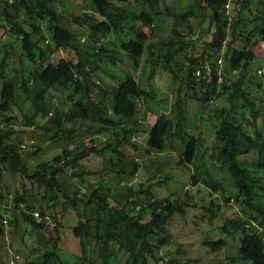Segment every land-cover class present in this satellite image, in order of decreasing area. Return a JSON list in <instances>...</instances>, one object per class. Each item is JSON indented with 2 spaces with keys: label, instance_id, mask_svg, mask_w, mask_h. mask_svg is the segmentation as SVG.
I'll return each mask as SVG.
<instances>
[{
  "label": "trees",
  "instance_id": "trees-1",
  "mask_svg": "<svg viewBox=\"0 0 264 264\" xmlns=\"http://www.w3.org/2000/svg\"><path fill=\"white\" fill-rule=\"evenodd\" d=\"M58 1L0 0V25L20 39L23 53L33 64L27 74L20 68L17 70L21 74L4 79L0 93V170L8 167L22 179L21 187L13 195V205L6 208L10 213L9 225L15 232L24 219L38 231V245L25 264H65L60 254V227L61 211L68 206L77 210L78 222L73 231L80 242L78 259L71 264H111L116 249L127 252L126 264H198L196 257H188L187 261L175 259L171 255L181 250L169 248L173 243L169 226L176 215H186L196 205L191 196L160 197L151 185L145 187L143 183L138 188L127 184L114 189L108 181L93 184L85 180L87 173L103 177L111 173L121 181L138 168L137 158L126 156L121 149L127 138L111 135L118 134L115 117L133 120L139 99L149 101L154 97L153 92L130 73H124V78L109 89L93 77L106 58L116 62L120 50L136 63L144 57L156 67L169 70L177 80L170 110L159 113L151 125L148 151H164L168 143L172 144L179 154L178 164L192 172L191 179L197 183L200 172H204L201 175L214 190L224 188L223 181L216 179L207 168L202 170L203 161L199 159L202 153L198 149L205 147L206 139L200 131L188 130V99L199 100L201 109H205L217 95L229 92L231 105L218 112L215 140L205 150L217 153L221 168L227 170L237 190L228 194L226 200L234 199L245 215L226 216L218 224L219 235L203 240L207 249L221 254L219 260L212 258L206 264H264V184L258 175L264 174V71L255 69L261 73L258 74L250 70L257 47L264 44V8L254 7V0H192L185 9H172L165 0H135L142 6L135 10L130 8L133 0H87L91 8L69 12L71 21L77 24L74 27L63 21L65 14L57 7ZM231 1L238 3L232 13ZM164 11L173 18L172 31L179 38L173 34L168 39L153 41L150 30ZM197 14L209 19L213 35L211 40L198 48L193 46L185 54L187 64L179 70L175 55L182 45H189L181 36V29L193 31L192 18ZM43 21H47V30L41 25ZM238 40L243 44L239 46ZM63 47L74 54L56 60L57 52ZM222 51L230 73L240 71L237 77L232 78L226 73L227 68L220 66L218 56ZM7 53L5 50L0 60L1 69L7 64ZM250 72L261 89V97L248 89ZM96 88L101 91V97L95 93ZM53 90L62 93L59 104L53 102ZM20 92L31 102L23 112L26 123H31L39 114L45 116L47 131H50L46 133L47 138L64 140L65 145H59V151L51 159L41 157L38 163L33 162L31 157L37 150L24 152L14 140V131L4 127L15 118L9 111L18 102ZM106 98H110V105L106 104ZM238 99H242L243 107L249 108L248 115L245 108H236ZM78 120L90 121L91 144L74 150L76 146L71 148V144L78 134L75 126ZM93 124H97L94 129ZM122 127L130 131L125 125ZM102 134L114 140L98 143L102 139L97 135ZM132 139L131 143L136 145ZM110 151L117 161L106 157ZM92 154L105 157V169L94 172L82 168L83 159ZM247 155L251 161L244 159ZM68 169L74 171L79 183L61 176ZM28 182L43 190L44 202L56 207L50 215L55 222L50 233L46 232L44 220L49 218L45 210L37 209L41 221L34 214L36 210H32ZM83 183L87 186L85 190ZM5 200L6 194L0 185V221L4 219ZM81 201L89 212L79 210ZM207 209V212L200 211L204 217L200 218H208L212 223L218 214L212 206ZM3 232L0 228V237ZM89 237L94 239L91 248ZM230 244L232 252H229ZM163 250L170 258L160 255ZM94 252L96 258H93Z\"/></svg>",
  "mask_w": 264,
  "mask_h": 264
},
{
  "label": "rangeland",
  "instance_id": "rangeland-1",
  "mask_svg": "<svg viewBox=\"0 0 264 264\" xmlns=\"http://www.w3.org/2000/svg\"><path fill=\"white\" fill-rule=\"evenodd\" d=\"M192 0H165L166 4L170 5L172 9H185ZM254 7L264 8V0H254ZM57 7L61 12L65 14L64 22L67 25L76 26L70 19V11H80L83 9L91 8L87 0H59ZM141 4L133 0L130 8L139 10L141 9ZM238 7L234 1L229 4V11L232 13L233 10ZM194 23L193 31L183 30L182 37L186 42H189L188 46L178 44L181 48L179 52L175 55L177 61V68L183 70V64H187L185 54L193 49V46L198 48L206 40L209 41L212 38L213 30L210 29L209 19L204 18L200 15H195L192 18ZM73 23V24H72ZM42 27L47 30V21L41 23ZM173 18L171 16H166L164 11L160 19H157L153 25L151 31V39L153 41L159 39H168L174 34L172 31ZM176 35L178 38L179 36ZM81 36L82 40L84 39ZM229 38V37H228ZM240 46L243 44L241 40L237 41ZM5 50H7L8 61L4 66V69L0 68V93L2 88V82L4 79H11L16 73L21 74L17 69L22 68L25 73L29 72V69L33 67L31 61L28 60L27 56L23 53L22 45L20 39L11 32L7 27H2L0 25V60L4 55ZM224 51L218 56L220 66L226 69V73L230 74L231 77L235 78L238 76L240 71H235V73H230V65L224 63ZM74 52L67 47L61 48L56 54V60L60 57H67ZM264 44H260L257 47V55L252 60L250 65V70L255 72V69H262L264 71ZM257 67V68H256ZM185 70V69H184ZM258 74L260 73L259 71ZM124 73L133 74L142 86H149L153 92V98L149 101H144L139 99V109L133 120L119 119L117 123V133L112 134L113 138H127L128 142H124L121 146L123 152H125L128 157H135L139 161L136 173L127 174L124 180L119 181L118 178L114 179L111 173L108 176L103 177L102 174H85V180L87 183L98 184L100 182L108 181L109 185H112L114 189H121L123 186L132 185L138 188L142 183L143 186H152V191L160 197H174L175 195L185 196L188 194L192 197L193 202L196 204L194 207L188 209L186 215L178 214L172 220L169 228L172 234L173 243L170 245V249L179 248L181 251L174 252L171 256L175 259L179 258L181 261H187L188 257H196L198 259V264H206L211 262L212 258L219 260L221 257L220 252H212L205 247L202 243L204 239H209L213 236L219 235L220 227L219 223L223 222V218L226 216L234 217L238 215H245V211L242 210L239 203H236L234 199L226 200L228 194H233L237 190L232 186L231 179L227 170L222 169L217 153H213L208 148L205 150L207 144H211L215 133V121H218L216 116H219L222 108L226 109L230 107L229 92L226 90L225 93L217 95L215 99L210 103V106L205 109H201V103L199 100L190 97L188 99V130L189 132L200 131L205 137V147L201 146L198 149L200 152V160L203 161L202 170L207 168L212 171L216 179H221L223 181L224 188L214 190L211 188L207 182L206 178L201 175L204 172H200V179L196 183L191 179V173L185 166L178 164L179 154L172 144L168 143L164 151H148L147 148V136L151 125L158 117L161 112H168L172 106L175 86H177V80L175 79L172 72L169 70H164L163 68L156 67L149 61H146L143 57L139 63H136L125 51L120 50L118 53V59L116 62H111L109 58H106L100 63L94 78L99 81L101 86L110 88L111 85L116 84L122 77L124 78ZM261 74V73H260ZM251 81H249L248 89L252 93L258 95L261 94V89L257 86V83L252 80V73L250 72ZM19 100L16 104H13L12 109L9 114L15 116L9 123L4 125L5 128L12 129L14 131L13 137L16 142L21 146L24 152L37 150V154H34L31 158L33 162L38 163L40 158L51 159L54 154L59 151V145H65L64 140L60 138H55L54 140L47 138V117L42 115H37L31 123H26L24 120L23 112L28 110L31 102L30 100L20 92ZM55 98L53 102L59 104V98H62V93L53 90ZM95 93L101 97V91L96 88ZM263 100V99H262ZM106 104L110 105V98H106ZM236 108L242 110L245 108V114H249V108L242 106V99L235 101ZM219 112V113H218ZM240 116V115H239ZM264 118V116H263ZM90 122V121H89ZM87 121L79 122L76 121V131L78 134L74 135L75 142H72V146L76 149L83 147L85 144H91V130L89 123ZM246 122V121H245ZM263 121H261L262 124ZM260 124V122H259ZM126 126L130 131H125L122 126ZM97 126L93 124L92 128ZM264 128V124H263ZM264 130V129H263ZM134 135L133 139L132 136ZM100 139L98 143H103L110 138V135L102 134L97 135ZM101 136V137H100ZM130 139L136 142V145L131 143ZM114 140V139H111ZM176 142V141H175ZM176 145V144H175ZM202 151H205L202 152ZM106 157H113V161H117V157L114 153L107 152ZM247 161H251V156L247 155L245 158ZM191 166V170L193 169ZM105 157L98 156L95 154L83 159L82 168L85 170H90L98 172L102 168L105 169ZM77 175V173H76ZM261 178L262 184H264V174L258 173ZM65 179L73 180V182H80L75 176L74 171L68 169L65 173L61 174ZM155 183V184H154ZM154 184V185H153ZM0 185L5 191L6 200L2 204L3 220L0 221V228H2L3 236L0 237V264H25L26 258L34 252V248L38 245V231L33 224L24 221L22 219L17 227V231H12L9 225L10 213L7 212L6 208H10L13 205V195L17 189L22 185V179L18 174L12 172L8 167H3L0 170ZM29 188L32 192L29 194V203L32 206V210L43 209L45 210L47 217L45 219V226L47 228L46 232L50 233L54 219L51 212L55 213L56 207L49 205L44 202L41 198L42 189L37 185H32L28 182ZM83 190L86 189V183L82 184ZM61 201V198H60ZM59 203L61 204V202ZM1 206V205H0ZM213 207L218 214V217L214 222H209L208 218L201 220L202 217L200 211L207 212V208ZM61 207V206H60ZM86 208V209H85ZM62 210V209H61ZM80 211L89 212L88 208L81 201L79 205ZM209 212V211H208ZM204 218V217H202ZM62 226L60 227L61 234V259L68 264L75 262L80 254V242L79 238L75 235L73 231V226L78 222L77 210L72 206H68L66 209L61 211ZM94 244V239L89 237L88 247L91 248ZM116 254L112 256L111 264H126L127 252L124 250L116 249ZM233 251V245L230 244L229 252ZM160 251V255L165 256L167 259L170 258L169 255ZM181 252V253H180ZM96 252L93 253V258H96ZM151 263L154 261L153 258L150 259ZM98 264V263H97Z\"/></svg>",
  "mask_w": 264,
  "mask_h": 264
},
{
  "label": "built area",
  "instance_id": "built-area-1",
  "mask_svg": "<svg viewBox=\"0 0 264 264\" xmlns=\"http://www.w3.org/2000/svg\"><path fill=\"white\" fill-rule=\"evenodd\" d=\"M34 214H35V216L37 217L38 221H41V220H42V218H41V214H40V212H39L38 210L34 211ZM54 224H55V222H53V225H54Z\"/></svg>",
  "mask_w": 264,
  "mask_h": 264
}]
</instances>
